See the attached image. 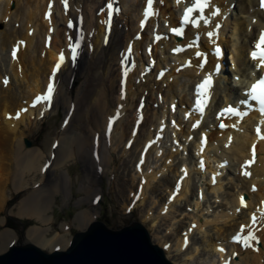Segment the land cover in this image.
I'll return each instance as SVG.
<instances>
[{
  "label": "bare ground",
  "instance_id": "obj_1",
  "mask_svg": "<svg viewBox=\"0 0 264 264\" xmlns=\"http://www.w3.org/2000/svg\"><path fill=\"white\" fill-rule=\"evenodd\" d=\"M165 1L166 7L155 3L154 15L142 28L144 0H114L113 6L120 5L122 9L113 18L111 28L106 29L109 0H67V9L62 0H16V10H11L14 13L8 6L15 0H0V48H8L12 40L16 43L10 45L8 54L0 53V213L8 203L9 185L20 189L32 174V182L37 178H41V182L20 200L16 214L49 223V200L62 195L66 202L72 192L67 186L73 179L58 166L71 154L81 162L83 174L79 189L86 192L75 203L90 204L101 191L99 182L95 187L92 184L107 174L117 150L121 154L127 153V161L132 162L135 170L128 192L132 200L138 193L139 198L134 203L144 207L141 222H138L145 226L151 242L156 241L160 248L165 243L168 253L164 250V254L168 260L177 250L180 258L183 256L179 264H217L219 260H225L227 264H264V243L259 246L253 240L252 247H244L242 243L229 240L240 232L241 225L249 226L243 235L250 229L258 239L264 238L263 217L257 218V224L251 222L253 214L259 215L255 212L259 204L252 201L255 198L259 201L264 194V140L259 139L255 131L257 114L252 113L242 123L236 122L240 127L242 125V132L236 128L222 131L207 123L210 117L214 121L213 112L224 103L217 96L219 91L226 87L236 95L250 78L248 70L253 64L247 58V51L254 35L263 27L264 14L257 7V0H235L236 13L225 21V27L230 25L232 28L233 41L223 44L233 57L232 74L228 71L223 76L218 75L204 120L195 118L191 108L195 119L190 122L182 117L185 107L192 106L193 84L196 78L211 72L210 57L203 67L199 60L209 46L207 39L210 38L211 43H221L224 28L220 29V37L215 34L209 37L208 31L214 29L210 24L220 20V16L210 17L206 25L202 22L198 27L188 24L185 36L177 40L170 34L169 27L177 22L182 3ZM219 1L223 5L221 13H224L227 0ZM208 13L210 10L206 11ZM253 18L256 19L254 23ZM4 21L7 23L3 24ZM69 21L73 24L71 28ZM137 32L141 37L134 40ZM194 32L201 35L198 43L190 41ZM160 33L161 39L155 41L154 36ZM69 37H72L71 43L80 39L76 63L70 60L56 73L52 105L39 103L33 107L32 101L45 91L50 81L58 52L68 51ZM130 43L131 52L127 50ZM178 44H188V49L173 51ZM15 46L19 50L14 58L12 50ZM197 52L202 55L197 56ZM184 63L186 68L180 65ZM162 68L166 72L159 78L157 74ZM234 75L240 77L238 81ZM74 76L80 81L75 91L69 93ZM175 103L179 105L178 113L173 108ZM139 105H142L140 112L137 110ZM59 109L63 110L65 120L52 146L44 149L26 145L23 141L25 131L32 140L42 118L58 114ZM117 112L119 117L107 136L109 118ZM217 115L218 121L223 120L218 112ZM169 117L176 118L177 128L172 129L169 125L165 128ZM197 120H200L199 125L193 127ZM260 129L264 134V126ZM163 130L169 131V144L162 138ZM201 130L208 135L203 151L199 137ZM252 145L258 153L256 162L252 167H242L244 160L250 159ZM153 159L155 164L151 165ZM201 161L205 163L204 168H201ZM224 161H228L227 167L222 166ZM237 165L250 175H244L240 169L237 172ZM178 184L180 188L176 187ZM255 185L257 191H250ZM245 191L248 193L247 208H242L240 198ZM172 192L176 193L173 201L169 200ZM124 203L128 204L125 199ZM171 205L176 209L180 205V213L188 219L176 222L174 211L167 213ZM191 205L192 214L185 215V209ZM204 206L205 209L210 207L209 215L199 221L202 216L199 212ZM127 209L131 211V207ZM98 215L97 210H81L76 215L79 227H86L93 219L99 220ZM194 216L197 219L192 221ZM211 219L221 221V224L216 225ZM4 221L5 218L0 216V223L4 224ZM164 223L163 231L159 226ZM132 225L135 226V222L129 220L124 227ZM68 228L69 225L62 229L66 232ZM49 230L47 226L29 228L23 246L27 247L24 245L27 243L40 249L49 247L48 251L67 246L70 238L63 234L47 238ZM16 238L15 230L5 228L0 231V253ZM18 243L19 240L15 245ZM114 261L107 257L103 264H114Z\"/></svg>",
  "mask_w": 264,
  "mask_h": 264
},
{
  "label": "rangeland",
  "instance_id": "obj_2",
  "mask_svg": "<svg viewBox=\"0 0 264 264\" xmlns=\"http://www.w3.org/2000/svg\"><path fill=\"white\" fill-rule=\"evenodd\" d=\"M16 0L15 3H10L9 4V11L12 9L16 10ZM15 12V11H11ZM7 22H3L5 24ZM15 45V41L12 40L8 46V48H5L2 46L0 48V53L5 52L6 54L9 53L10 51V45ZM23 69H26V67H23ZM79 78L77 76H74L71 84H70V92H74L75 89L77 88V84L79 83ZM11 83L8 85L10 87ZM14 86V84H13ZM12 86V87H13ZM169 107V103H168ZM173 108L175 109V113L179 112V105L175 103L173 105ZM63 110L59 109L58 114H51L46 116V118H42L40 121L41 124L38 126V130L34 133L33 139L31 140L28 138L27 135V130L25 131L26 135L23 137V141L26 145L29 146H38L40 148L47 149L50 147L51 142L55 138L56 134L60 132L61 130V122H62V117H63ZM29 131V130H28ZM31 131V130H30ZM33 132V131H32ZM169 131H163V139L164 134L167 135ZM165 140V139H164ZM29 143V144H27ZM180 155V152L178 153ZM128 155L126 154H121L120 151H115L114 152V159L112 160L111 164L109 165L107 174H104L103 176L99 177L95 183L92 184V186H96L97 183L101 185V191H103V197L100 203L96 206H93L91 203L88 204L87 202H82L81 204H76L77 199H81L83 196L86 195V192H82V190L79 189V183L83 174L82 171V166L80 160L75 156V154H71L63 159V161L58 165L61 170H63L66 174H68L72 179L73 183L69 182L67 188L71 189L72 192L68 194V200L66 202H63L62 195L57 196L55 200H49L50 201V208L47 210V214L50 215L51 219L49 220V223H43L40 222L39 220L35 219L34 217H21L19 214H16L18 207H19V202L20 200L26 196V193L30 190H32L35 186L39 185L41 182V178H37L35 182H32L33 178H31L33 175H29L28 181L26 182L27 184L24 185L22 188H17L14 189L13 186H10L7 188V192H9V198H8V203L0 213V216H3L5 218L4 224L0 223V231H2L5 228H8L10 230H15L18 234V239L19 242L24 243L27 241V230L33 226L36 227H44L47 226L50 228V230L47 233V238L51 236H57L60 237V235H64L67 238H70L76 231L82 230V227H79V221L76 218V215L83 209L88 210V211H95L97 210L99 212V217L98 219L102 220L107 224V226L111 228H120L123 225H126L129 220H135L141 222L142 214H143V208L142 206L136 205L134 203L135 207H131V211H128L127 207L128 205L124 203V199L127 202L128 200L126 199L128 192V188L130 184L132 183V175L135 174V170L132 167V162H128L126 158ZM176 156V155H175ZM178 156V155H177ZM123 159L120 160L119 158ZM162 159V156L159 157ZM189 159V158H187ZM154 159L151 162V165H154ZM159 162V161H158ZM38 177V175L36 176ZM226 178V177H225ZM228 180V178H226ZM228 183L231 184V182L227 181ZM192 190H195V187L192 188ZM246 193L247 198H248V193L245 191L244 194ZM156 195V193H154ZM152 194H150V197ZM158 196V195H156ZM153 197V196H152ZM156 199V198H155ZM217 200V199H216ZM155 201V200H154ZM205 199H203V202ZM222 201V200H221ZM257 202L259 204V201L255 198V200L252 201V203ZM97 203V202H96ZM211 202H209L207 205L209 206ZM206 205V206H207ZM204 206L199 213H201V217H199V221L204 219L209 215L208 209H205ZM89 207V208H88ZM126 212L129 214L127 215ZM170 210L174 211L176 222L179 221H184L187 220L188 218H184L183 212H181V207L178 205V208H172V205L168 207L167 213L170 212ZM193 206L191 205L187 209H185V215L186 214H192ZM133 213V215H132ZM18 216V217H17ZM6 217H7V222H6ZM20 217V218H19ZM31 218V219H29ZM196 216L193 217V220H196ZM210 219V218H206ZM94 220V219H93ZM92 220V221H93ZM143 220V219H142ZM240 221V218L237 219ZM50 221L52 223L50 224ZM65 221V222H64ZM263 221V220H262ZM261 221V222H262ZM68 222V223H67ZM144 222V221H143ZM211 222L217 223L216 225H220L221 221L213 220L211 219ZM145 223V222H144ZM31 224V225H29ZM69 225L70 228H68V231L64 232L61 225ZM7 226V227H6ZM166 227V223H164L161 227L159 226V229L163 230ZM264 227V226H263ZM85 228V227H84ZM83 228V229H84ZM172 234V233H171ZM170 234V235H171ZM153 240V239H152ZM152 243H156L152 242ZM259 243V244H257ZM264 243V238L263 239H258V241L255 242L256 245L262 246ZM1 244V242H0ZM24 245H33V244H24ZM161 246L164 247L162 244ZM49 247L41 248L42 250L48 251ZM6 250V249H5ZM164 250L166 253L165 247ZM170 260L175 263L179 264L180 259L182 260V257L180 258V254L177 250H174L171 255L169 256ZM167 258V257H166ZM168 259V258H167Z\"/></svg>",
  "mask_w": 264,
  "mask_h": 264
},
{
  "label": "water",
  "instance_id": "obj_3",
  "mask_svg": "<svg viewBox=\"0 0 264 264\" xmlns=\"http://www.w3.org/2000/svg\"><path fill=\"white\" fill-rule=\"evenodd\" d=\"M87 230L77 232L68 249L53 253L33 245L12 246L0 255V264H103L107 257L114 264H173L138 222L118 230L95 222Z\"/></svg>",
  "mask_w": 264,
  "mask_h": 264
},
{
  "label": "snow or ice",
  "instance_id": "obj_4",
  "mask_svg": "<svg viewBox=\"0 0 264 264\" xmlns=\"http://www.w3.org/2000/svg\"><path fill=\"white\" fill-rule=\"evenodd\" d=\"M62 2L65 5V8L67 9L68 6V2L67 0H62ZM113 2L114 0H109V3L107 5L108 9H109V20L106 23H111V18H112V14L113 11L118 12L119 8H113ZM181 0H177V3H180ZM212 3L213 0H194V3H191V5L189 7H186L184 10V14L182 17V24H191L192 26H199L200 23L202 22L203 24H209L210 22V17H214L217 16L220 12L219 8H215L214 10H211L210 13L206 14L205 10L206 9H210L212 7ZM261 6L264 7V0H261ZM51 9V5L49 6ZM152 7H153V0H147V7L145 9L144 12V17L145 19L143 21H141V27L143 28L145 25V22L148 20V18L152 15H154V12L152 11ZM193 13H198L196 16H193ZM50 12L48 13V16L50 18ZM68 26L71 28L73 27V24L71 21H69ZM219 25H217L218 27ZM171 31H173L174 33H176L177 35H183V28H173L171 29ZM213 32H208L207 35L209 37L213 36ZM160 37H157V39H159ZM70 40V44H69V48L71 50V59L73 61L76 60L79 52L78 49L80 48V39H77L75 41V43H71L72 37H69ZM23 43V42H20ZM193 43H195V41H193ZM192 45L190 44L189 47H191ZM182 49L177 48L175 49V51H181ZM131 51V47H129V52ZM13 57L15 58L16 56V49H13V53H12ZM197 56L202 55L201 53L197 52L196 53ZM251 58L255 61H258V63L256 64L257 68H264V31H261L260 35H259V39L257 40V42L254 45V50L250 53ZM65 62V56L64 53L61 52L60 56H59V60L56 64V66L53 69L52 72V76L50 77V81L47 85V89L44 93L42 94H38L35 99L33 100V104L32 106L35 107L37 104L39 103H47L49 106L51 105V101L53 98V94L55 91V76L57 71H59L61 65ZM201 67H203V64H201ZM7 83V80H5V84ZM213 84V80H212V75L209 74L207 76H205L204 80L197 85V100H196V110L203 113L204 111V102L207 99V93L209 91V89L212 87ZM249 99L254 100L256 102H258V104L260 105V110L261 112H264V75H260L259 78L253 83L251 84V87L249 88ZM241 103H247V101H241ZM23 111H26L23 110ZM245 113L240 112L237 110V108L233 107V106H228L227 108L223 109L221 111V113L219 115L221 116H225V115H244ZM19 116V113H17V118ZM119 117V112H117L116 116L111 117L109 119V131L111 130L112 127V123ZM199 125V121H197L196 124L193 125V127H196ZM221 127H226V125L222 122ZM257 135L259 136L260 139H264V134H261V129L259 127H257L255 129ZM206 137L202 139V148L201 151H203V145L206 144ZM253 156L255 157V145H253ZM251 163H253L252 160L245 162V165H242V167H246L251 165ZM201 167H204L203 161H201ZM187 173L185 172V175ZM244 175H250L249 172L244 171L243 172ZM213 182H215V177H213ZM240 203L242 206L246 207V202H245V197L241 196L240 198ZM257 222V217L255 214H253L252 216V223L255 224ZM249 227L246 225H241V229L240 232L237 233L234 237L233 240L242 243V245L244 247H252V241L256 240L258 241V237L255 236V234L252 231H249L247 233V235H243L245 228ZM258 250V249H257ZM220 251H224V249H220ZM235 255V254H234Z\"/></svg>",
  "mask_w": 264,
  "mask_h": 264
}]
</instances>
